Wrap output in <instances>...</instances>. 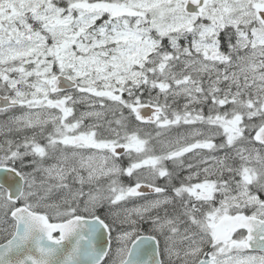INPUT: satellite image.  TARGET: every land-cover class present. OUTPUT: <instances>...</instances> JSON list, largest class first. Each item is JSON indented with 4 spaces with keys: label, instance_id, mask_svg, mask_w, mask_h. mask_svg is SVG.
<instances>
[{
    "label": "snow or ice",
    "instance_id": "6c2138e0",
    "mask_svg": "<svg viewBox=\"0 0 264 264\" xmlns=\"http://www.w3.org/2000/svg\"><path fill=\"white\" fill-rule=\"evenodd\" d=\"M0 264H264V0H0Z\"/></svg>",
    "mask_w": 264,
    "mask_h": 264
}]
</instances>
